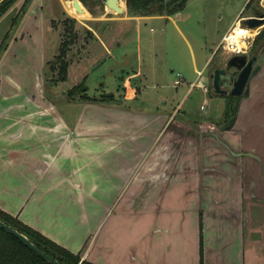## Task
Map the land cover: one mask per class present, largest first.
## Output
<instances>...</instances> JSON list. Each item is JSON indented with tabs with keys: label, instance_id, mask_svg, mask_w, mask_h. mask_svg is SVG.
I'll use <instances>...</instances> for the list:
<instances>
[{
	"label": "crops",
	"instance_id": "crops-1",
	"mask_svg": "<svg viewBox=\"0 0 264 264\" xmlns=\"http://www.w3.org/2000/svg\"><path fill=\"white\" fill-rule=\"evenodd\" d=\"M252 1L227 6L225 18L219 14L210 48L197 45L194 53L186 44L188 61L175 63L177 86L165 54L160 65L153 52L149 62L138 57L133 68L121 51L120 65L131 72L122 87L136 92L125 101L111 93L106 103L50 105L40 91L36 99L25 93L26 100L15 103L22 92L9 90L12 84L4 88L14 80L4 71L20 44L16 37L0 44V211L91 264H264V217L257 213L264 210V63L248 81L247 95L237 97L225 130L229 96L201 90L222 102L215 121H194L181 104L199 72L208 78L219 42L235 21L264 15V0ZM179 13L121 15L122 22L170 23L179 32L173 18ZM260 29L251 31L252 49ZM101 46L114 61L115 48ZM226 55L214 67L233 56ZM145 77L155 88L156 80L168 78L171 100L181 101L167 111L166 94L158 92L161 107L142 105L143 92L132 81ZM131 100H137L133 106Z\"/></svg>",
	"mask_w": 264,
	"mask_h": 264
},
{
	"label": "rangeland",
	"instance_id": "rangeland-1",
	"mask_svg": "<svg viewBox=\"0 0 264 264\" xmlns=\"http://www.w3.org/2000/svg\"><path fill=\"white\" fill-rule=\"evenodd\" d=\"M77 1L79 2V0ZM243 2L244 0H187L182 12L173 17L179 29L177 32L173 24L170 25V23L133 22L132 20L122 22L124 15H118L105 9L102 1L98 7L89 9L84 8L81 4L83 12L78 13L72 6V0H18L6 13V17L0 19V44H9L13 37H16V41L18 40L16 44H20L13 49L10 65L6 66L7 72L4 71L5 73L9 72V77H13L14 80L6 81L4 88L12 84L9 90L13 88L22 92L20 100H14L15 103L21 100L24 102L26 100L25 93L33 94L36 99L37 94L41 91L48 98L50 105H61L62 103L67 105L99 104L81 100L78 94H74L72 97L67 94L71 88L82 82V87L86 89L85 95L89 100H99L104 93H116L114 98L125 101L127 97L131 98L136 95V92H134V88L130 90L127 87H122L127 81L126 74L130 75L131 72L127 66H121L123 61L121 51L128 56L129 63L133 68H136L138 57L149 62L148 56L153 52L157 53L156 63L160 65L162 64L161 56L165 54L166 66L170 64L168 68L174 71L172 76L177 79L175 73H177L178 66L175 63L177 60V63H186L189 58L186 44L192 47L194 53H197V45L207 44L210 48L214 37V25L218 26L221 22L218 18L219 14L222 13L225 18L227 6H234V9L238 4L242 5ZM252 2V6H255L256 0ZM117 3L123 9L122 14H125L124 0H117ZM24 10H26V15L23 18V24L18 28L19 30L15 31L24 15ZM243 10L242 17L248 14L245 6ZM259 10L261 9L259 8ZM260 12L264 13L262 10ZM66 18L74 20L73 24L65 23ZM70 25L72 33L76 35L72 43L69 42L71 36L68 34ZM240 26L244 28L241 23ZM263 31L264 29H260L259 34ZM258 42L257 39L255 44ZM101 44L106 45L109 51L115 48L112 55L114 61L105 54ZM120 44H127L129 48L117 49L116 47ZM63 45L67 47L64 60L69 63V66L67 79L61 83L56 81V73L51 72L50 65ZM181 53H183V60L180 58ZM13 55L16 59L12 57ZM214 55L209 66L210 70L215 66L213 64L217 62L219 56H223V58L227 56L221 50H218ZM120 69L124 71L121 70V73ZM202 74L200 78H196L195 82L199 80L209 88L210 83L205 70L202 71ZM168 80V78L161 81L156 80L159 88H155L153 82L147 77L136 78L132 81L136 89L140 88L143 92L142 105L161 107L162 102H159V98L156 97L163 95L158 92H163L166 94L163 95L166 110L171 111L172 107L181 101V98H175L176 103L171 100L170 97L174 95V90L169 86ZM208 94L213 95L211 88ZM209 95H204L201 89L194 88L190 89L187 95L182 98L181 104L192 120L203 122L206 119H212V121L218 119L222 110L220 108L222 102L218 98L210 99ZM204 100L208 104L204 105ZM134 101L131 100L132 103H127H131L128 105L133 106ZM2 104L8 103L3 102ZM201 106L205 110L202 111ZM89 114L94 115V111ZM100 118L97 116V119ZM260 202L264 203V201ZM257 213L259 217H264L263 208H257Z\"/></svg>",
	"mask_w": 264,
	"mask_h": 264
},
{
	"label": "trees",
	"instance_id": "trees-1",
	"mask_svg": "<svg viewBox=\"0 0 264 264\" xmlns=\"http://www.w3.org/2000/svg\"><path fill=\"white\" fill-rule=\"evenodd\" d=\"M18 0H2L0 1V19L9 11V9ZM83 4L86 0H80ZM187 0H124L126 13L128 17H170L181 12ZM248 4L246 5V7ZM91 13V12H90ZM72 19L66 18L65 23L73 24ZM71 39L70 43L76 38L71 31V25L68 30ZM264 36V31L257 37L259 40ZM66 46L60 48L59 54L54 62L50 65L52 73H56L57 82H65L67 79V69L69 63L64 60ZM82 82L71 88L67 94L73 96L78 94L81 100L106 103L113 99L112 95L102 94L99 100H92L85 95L86 89L82 87ZM237 98L229 97L226 99L225 121H230V127L237 112ZM0 221L25 236L38 250L48 255L60 264H91L84 260H80L79 255L71 254L65 249L57 246L53 242L44 238L37 232L20 223L15 218L0 211ZM0 264H49L35 253L23 246L18 240L10 236L0 229Z\"/></svg>",
	"mask_w": 264,
	"mask_h": 264
},
{
	"label": "water",
	"instance_id": "water-1",
	"mask_svg": "<svg viewBox=\"0 0 264 264\" xmlns=\"http://www.w3.org/2000/svg\"><path fill=\"white\" fill-rule=\"evenodd\" d=\"M105 9L110 12H115L118 15L123 13V9L118 6L117 0H101ZM72 6L75 12H83L80 8L77 0H72ZM241 25L246 30L255 31L264 26V15L260 14L254 17L241 19ZM250 52V53H249ZM244 55H234L227 60L224 66L221 68L213 67L209 74L208 79L210 81V88L213 94L218 96H229L237 98L240 96H246V85L248 81L255 76L260 70V64L264 63V54L260 56L261 52H264V37L253 47L252 51H249ZM111 104L115 102H110ZM229 125V122L221 128L225 130ZM0 229L14 237L23 246L35 253L37 256L45 260L49 264H60L48 255L38 250L28 239L16 230L7 226L0 221Z\"/></svg>",
	"mask_w": 264,
	"mask_h": 264
},
{
	"label": "built area",
	"instance_id": "built-area-1",
	"mask_svg": "<svg viewBox=\"0 0 264 264\" xmlns=\"http://www.w3.org/2000/svg\"><path fill=\"white\" fill-rule=\"evenodd\" d=\"M240 21L241 19L238 18L235 21L234 26L221 38L219 45L217 47V51L221 50L226 54L230 55H244L247 54L250 51V48L252 47V41H251V36L247 37H238L237 39H233L235 37V28H237V23L238 27H240ZM257 31V30H256ZM202 75L201 72L197 74V77L200 78ZM176 78L173 82L174 86H177L181 83V80L179 78V75H176ZM190 88H199L201 89L204 93L208 92V88L203 85L199 80L193 84L190 85ZM205 105V103H204ZM201 110H203V106L200 107Z\"/></svg>",
	"mask_w": 264,
	"mask_h": 264
},
{
	"label": "flooded vegetation",
	"instance_id": "flooded-vegetation-1",
	"mask_svg": "<svg viewBox=\"0 0 264 264\" xmlns=\"http://www.w3.org/2000/svg\"><path fill=\"white\" fill-rule=\"evenodd\" d=\"M101 0H86V2L83 4L82 2H80L79 0V3L83 5V7L85 8H95V7H98V5L100 4ZM91 6V7H89ZM90 11V10H89ZM254 47V46H253ZM252 49V47H251ZM250 53V52H249Z\"/></svg>",
	"mask_w": 264,
	"mask_h": 264
},
{
	"label": "clouds",
	"instance_id": "clouds-1",
	"mask_svg": "<svg viewBox=\"0 0 264 264\" xmlns=\"http://www.w3.org/2000/svg\"><path fill=\"white\" fill-rule=\"evenodd\" d=\"M247 36H248V31L246 29H240L237 23L236 36L233 37V39H236L238 37H247Z\"/></svg>",
	"mask_w": 264,
	"mask_h": 264
},
{
	"label": "bare ground",
	"instance_id": "bare-ground-1",
	"mask_svg": "<svg viewBox=\"0 0 264 264\" xmlns=\"http://www.w3.org/2000/svg\"><path fill=\"white\" fill-rule=\"evenodd\" d=\"M240 29H244V28H241V27H239ZM236 29L237 28H235V30H234V32H235V36H236ZM248 31V30H247ZM256 32V31H255ZM253 34V32H251V31H248V36H250V35H252ZM237 39V38H236Z\"/></svg>",
	"mask_w": 264,
	"mask_h": 264
}]
</instances>
